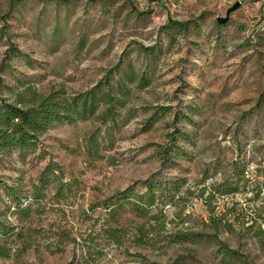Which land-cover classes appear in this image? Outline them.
<instances>
[{"label":"rangeland","instance_id":"1","mask_svg":"<svg viewBox=\"0 0 264 264\" xmlns=\"http://www.w3.org/2000/svg\"><path fill=\"white\" fill-rule=\"evenodd\" d=\"M10 1L0 0V100L73 97L129 68L135 81L114 121L55 124L0 159V246L11 250L0 264H264V0ZM236 167L258 188L216 194L210 212V185L236 181ZM147 185L146 216L124 204L111 217L106 200ZM6 186L27 212H14Z\"/></svg>","mask_w":264,"mask_h":264},{"label":"trees","instance_id":"2","mask_svg":"<svg viewBox=\"0 0 264 264\" xmlns=\"http://www.w3.org/2000/svg\"><path fill=\"white\" fill-rule=\"evenodd\" d=\"M25 0H11L10 7L13 8L15 5ZM49 1V0H41ZM59 2L70 3L73 0H56ZM169 26L180 31H185L191 24L190 21L180 23L173 20H168ZM12 52L19 53L17 49H12ZM112 72L106 75L103 82H99L92 89L79 93L73 97H64V92L59 95H33L31 101L25 106L20 104L10 103L5 100H0V159L9 157L13 152L29 151L35 148L39 138L55 124L67 123L72 124L78 121L88 120L96 115L103 118L104 120L114 121L118 115L117 110L128 100L130 95V84L135 81V73L132 69H128L122 73L115 83H112L111 78ZM140 82L145 81V78L140 77ZM260 102L258 103V105ZM100 106L103 108L100 110ZM164 114V113H162ZM154 115L149 119V122H153L155 119ZM176 138L173 137V142ZM167 151L162 157V164H165V156ZM237 180L229 182L225 180L220 184L213 183L210 185L211 193L207 198L204 199V203L208 207V210L214 213L213 199L217 194L219 196H226L236 193L240 188L247 189L251 188L252 192H255L258 188V181L253 178V175L248 176L243 168L236 167ZM6 196L9 201L13 203L15 213L27 212L30 208L23 207V204L28 202L27 197H22L15 187H5ZM205 187L199 189L200 197H202ZM153 186L147 185V192L144 195L129 193L124 191L121 193L122 199L116 203H111V199L104 202L106 209L110 210V215L114 218L118 213L125 209V205L130 206V212L137 216H146L147 208L155 204V196L153 194ZM214 193V194H213ZM258 195V193H257ZM256 195V197H257ZM130 199L134 201H130ZM35 202L33 199L32 203ZM31 203V204H32ZM140 204H143L142 206ZM233 215L241 217L242 211L237 213L236 210H232ZM161 215V214H160ZM159 215L154 217L157 220ZM243 219V218H242ZM264 219V216H262ZM260 220V214H257V218L253 219V223ZM210 223H220L221 220L215 216L209 218ZM149 229L145 230V225L138 227V236L136 237L137 245H144L150 234ZM119 231L113 230L112 233L116 237ZM264 235L262 229H258L257 236ZM120 239L116 238V243L120 244ZM11 250L7 247L0 246V258H8Z\"/></svg>","mask_w":264,"mask_h":264},{"label":"water","instance_id":"3","mask_svg":"<svg viewBox=\"0 0 264 264\" xmlns=\"http://www.w3.org/2000/svg\"><path fill=\"white\" fill-rule=\"evenodd\" d=\"M239 6H240V3H236L233 7H231L230 9H228L226 11V15L224 18L218 17L216 19L217 24H219V25L226 24L229 21L230 14L233 13L234 11H236L239 8Z\"/></svg>","mask_w":264,"mask_h":264}]
</instances>
